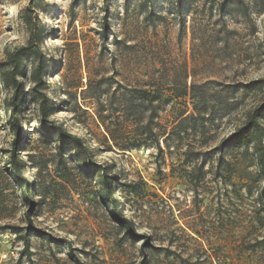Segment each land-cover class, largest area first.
<instances>
[{
  "label": "rangeland",
  "instance_id": "1",
  "mask_svg": "<svg viewBox=\"0 0 264 264\" xmlns=\"http://www.w3.org/2000/svg\"><path fill=\"white\" fill-rule=\"evenodd\" d=\"M32 37L45 57L51 119L119 182L113 196L131 224L104 205L101 176L89 177L71 153L56 165L59 140L43 132L26 94L19 157L36 202L31 221L52 237L31 236L25 252L30 203L9 168L17 127L0 78V264H264L259 154L253 144L218 148L264 102V0H0V60ZM25 66L29 90L38 60ZM136 89L156 95V112L141 121L171 135L162 152L114 148L100 119L115 123L112 109ZM194 108L203 115L178 131Z\"/></svg>",
  "mask_w": 264,
  "mask_h": 264
},
{
  "label": "trees",
  "instance_id": "2",
  "mask_svg": "<svg viewBox=\"0 0 264 264\" xmlns=\"http://www.w3.org/2000/svg\"><path fill=\"white\" fill-rule=\"evenodd\" d=\"M238 1L244 3V0ZM178 13L182 15V11L179 9ZM31 57L38 60V66L32 72L34 85L29 90H25L19 78L25 74V60ZM44 65L45 57L41 53L39 44L33 37L26 45L20 46L12 51L5 60H0V78L2 82L12 90L8 106L10 108L11 117L17 127L12 147L8 151L10 154L9 168L16 177L18 184L25 186L24 195L28 203H30L29 209L27 210L30 219L29 232L22 236L26 253L30 248L31 236L47 235L48 237H52L50 234H46L41 228H37L33 225L31 221L30 215L36 202L33 199L31 183L23 176L19 157V146L26 140V134L23 135L19 122L26 94H28L31 102L38 107L40 126L43 132L47 133L50 137L56 136L59 140V143L56 145V165L66 167L67 159L65 155L71 153L73 157L76 158L77 162L83 165V169L89 177L101 176L102 185L98 188V192L104 205L110 207L114 219L126 225L131 224L130 220L124 216L117 198L113 196V185L119 182L115 180V178L109 177L105 171V166L104 168L103 166H99L81 137L68 131L63 124L51 119L55 107L46 93V85L42 73ZM258 82L264 83V79L258 80ZM131 92L129 99L123 100L118 108L112 109L118 112L115 123L111 122L109 125L106 123L107 115H100V119L108 133L109 140L113 142L114 148L122 151H131L141 146L155 145L158 151L162 152L161 137L166 136L164 140L168 141L171 139V135H166L165 132L160 135L159 132L153 131L151 128V125H153L155 121L153 119H150L145 125L141 121L142 114L146 110L151 111V113L156 112L159 106V104H155L156 95L152 94L153 92L147 89H136ZM234 92H236V90H234ZM196 113H198L200 117L203 115L202 111L198 108H194L192 113L182 114L175 128L178 131L185 130L188 122L196 120ZM262 120H264V102L256 106L249 114L248 121L228 138L223 140L218 148L224 149L233 143H240L243 145L253 144L256 152L259 154L260 164L264 171V125L261 123ZM155 124L159 126V122H155ZM32 156L34 158L38 157L37 154H32ZM36 163L40 172L48 167L46 160L40 159ZM38 196L41 197L42 202L47 198V193L45 190H42L39 192ZM14 233L19 235V228H14Z\"/></svg>",
  "mask_w": 264,
  "mask_h": 264
}]
</instances>
